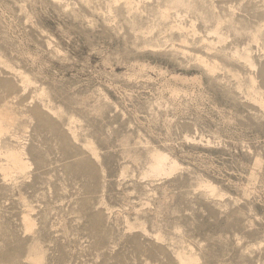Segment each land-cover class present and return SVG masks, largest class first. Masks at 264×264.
Segmentation results:
<instances>
[{"label": "rangeland", "instance_id": "374dc122", "mask_svg": "<svg viewBox=\"0 0 264 264\" xmlns=\"http://www.w3.org/2000/svg\"><path fill=\"white\" fill-rule=\"evenodd\" d=\"M190 260L264 264V0H0V264Z\"/></svg>", "mask_w": 264, "mask_h": 264}, {"label": "bare ground", "instance_id": "6f19581e", "mask_svg": "<svg viewBox=\"0 0 264 264\" xmlns=\"http://www.w3.org/2000/svg\"><path fill=\"white\" fill-rule=\"evenodd\" d=\"M11 155L15 159V164H14L15 167H17L18 169H21V170L25 169L26 164L24 163V160H22V158L20 157L19 152H13ZM155 157H156V163L154 164V168L156 170H160L162 168V164L166 158L163 155H157ZM189 264H192L191 260H190Z\"/></svg>", "mask_w": 264, "mask_h": 264}]
</instances>
